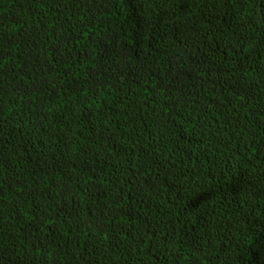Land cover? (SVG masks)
Listing matches in <instances>:
<instances>
[{
    "label": "trees",
    "instance_id": "trees-1",
    "mask_svg": "<svg viewBox=\"0 0 264 264\" xmlns=\"http://www.w3.org/2000/svg\"><path fill=\"white\" fill-rule=\"evenodd\" d=\"M0 264H264V0H0Z\"/></svg>",
    "mask_w": 264,
    "mask_h": 264
}]
</instances>
